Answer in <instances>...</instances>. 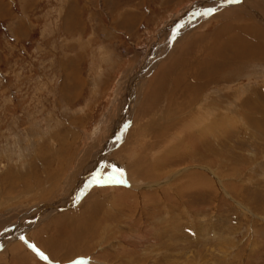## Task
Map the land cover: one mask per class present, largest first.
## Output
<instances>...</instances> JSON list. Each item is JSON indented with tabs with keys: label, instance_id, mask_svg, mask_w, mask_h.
Segmentation results:
<instances>
[{
	"label": "rangeland",
	"instance_id": "1",
	"mask_svg": "<svg viewBox=\"0 0 264 264\" xmlns=\"http://www.w3.org/2000/svg\"><path fill=\"white\" fill-rule=\"evenodd\" d=\"M211 7L217 11L204 18L200 13ZM232 23H246L252 41L264 48V0H0V264H264V101L255 94L264 88L263 61L229 65L214 73L212 83L205 79L199 92L202 101L218 103L215 121L234 117L232 136L223 138L227 145L218 144L217 150L221 138H214L217 156L209 159L217 165H208L215 166L218 181L202 169L207 163L200 164V172L189 170L188 160L175 163V154L170 164L160 165L157 159L167 160L164 155L180 139L151 158L155 148L149 145L163 133L148 138L139 130L134 141H146L135 151L132 147V154H145L146 165H153L149 173L161 179L147 182L124 170L127 184L117 185L133 195L117 198L120 189L99 195L95 189L102 185L93 183L75 206L37 215L40 208L66 204L80 173L94 157L104 156L100 152L115 133L122 143L130 129L150 120L147 114L158 121L159 97L169 93L175 104V96L183 94L182 102L192 104L189 88L200 86L194 78H204L195 68L211 55L218 32ZM183 74L186 95L185 85L175 82ZM220 77L227 84L218 83ZM134 82L137 95L130 97ZM230 96L233 100L224 103ZM247 99L255 101L248 114L236 108ZM110 159L93 174L117 177L107 169ZM186 167L180 175L186 183L179 186L174 177ZM135 193L149 194L137 198ZM102 200L101 210L96 205ZM79 208L99 211L96 237L85 243L83 232L79 239L65 237L68 247L80 243L78 250H62L55 259L42 241L61 237L65 226L59 224L78 220L72 212Z\"/></svg>",
	"mask_w": 264,
	"mask_h": 264
},
{
	"label": "bare ground",
	"instance_id": "2",
	"mask_svg": "<svg viewBox=\"0 0 264 264\" xmlns=\"http://www.w3.org/2000/svg\"><path fill=\"white\" fill-rule=\"evenodd\" d=\"M238 1L240 3V2H243L244 0H238ZM205 17L206 16H204V18ZM236 25L237 24H233L232 23V26H226V28L222 29V30H224L223 33L222 32H218L220 34V36H217V39H219V41H215V43L213 44L214 46L212 48H210L211 55H207L206 56V59L208 60V62H204V60H206V59H204V60L202 59L203 62L201 61L202 63L198 67L196 66L195 69H197L200 72H202V76H204V78H202L203 80L201 78H199V77L194 78V80H197L199 82L200 86L195 87V88L194 87H190L189 88V90H190L189 91V94H191L190 95L191 98H194V101H193L192 104H188L189 103L188 100L186 101L188 103H185V102L183 103L182 102V100H183L182 95L183 94H180L178 96L177 95L175 96V97H177L176 98L177 102L175 104L172 103V102H170L169 93L166 94V95H164V96H162V97L156 96V97H159V104H158L157 110L160 113L158 114V117L161 116V117H163V119L161 117H159L158 121L157 120H151L152 117H153V115L151 116L152 113L151 114L149 113L150 115L147 114L148 115V118L150 117V120H147L146 122H143V123L137 125L136 128H135V130H133L131 132H130V130H131L130 129L129 130V134L126 136L127 139H125V136H124L123 137V140L120 139L122 141V143L119 142L120 144L117 143L118 141H116V136H118V135H116V133H115V137L112 139L111 143L109 142L111 145L109 146V144L107 143L108 145H106L104 147V149L101 150V152H100L104 156L101 155L102 158H99V159H97V157L96 158L94 157V159L91 162V165L88 166L85 170H83L84 172H81L80 173L79 178L76 181L77 183H76V185L74 187L73 193H71L67 197V199H66V204L64 206H60V205H58V204L55 203V204H52L50 206H47L46 209L40 208L39 209L40 212L37 213V215L39 214V217H40V216H43L45 214L48 215L49 213H54L55 214V213H58L59 211H62L64 209L65 210L69 209L67 206H71V207H73V205L75 206V203L78 200L79 196H82V195L88 193L89 188L91 186H93V183H91V181L93 180V177L95 175H97V173L96 174H93V173L98 172V171H101L102 168H103V162L106 161V160H109L110 158H111L110 159V165H108V166L106 165V166L108 167L107 169L109 171L110 170L113 171L112 172L113 173L112 176L113 175L118 176V173L115 172L114 169H123V170H130L131 172L133 171L134 172L133 175L135 176V178H137V175H138V177L139 176L142 177L140 179L146 180L147 182L148 181H152V180L153 181H157V180L161 179V175L160 174L152 173V172L149 173V167L150 166L153 167V165H150V166L149 165H146L148 159H147V156L145 154H142V153L140 154L139 153V157L138 158L137 157H134L136 155V153H133L135 151V146L138 147V145L141 142H145L146 141V140L144 141V139L143 140H139V141H137V140L134 141V138H135V136H137V133H139L138 132L139 130H140V133H139L140 135L141 134L142 135L147 134L148 138H149V135L150 134H151L150 136H153V135L160 134V132L163 133L162 134L163 135V138H160L159 141H157L156 143L152 144L151 146L149 145V147H151V148L154 147L155 148L153 151H151L152 153L150 152L151 154H149L151 158L154 155L156 156V153H159V152L163 151L167 147L173 146L175 140H179L180 139L178 141V144L177 145L175 144L176 146L174 145L175 148H170L168 150L169 153H166L164 155V156H166V158H168L167 160L164 161V159H163V161H162V159H161V161H160L159 159H157L158 161H156V162L157 163H160V165L162 163L165 164V165L170 164L171 161L169 162V160H170L169 158L173 154H175V157L174 158H176L175 159V163L177 162L178 164H180L182 162V164H183V161L186 162V160H188V162H189V168H190L189 170H196V169H198V171L200 172V170H199L201 168L200 164L207 163V165H208V162L210 164H212V165H214V164L217 165L216 162H215L217 160H213L212 161V160L209 159V158H212L213 156H214L213 158H215V156H217V153H215V151H216V149H215V143H216V141L214 140V138L215 139L221 138V141H219L220 143L217 142V145L218 144L220 146L222 144H223L222 146H226L227 145V142H225L223 140V138H229L230 136H232V129H233V127H231L230 125H231V121H233L232 119L234 117H231L230 115H228V116L223 115L222 117H219L217 119V121H215L216 120V117H217V109H216V107H217V104L218 103H216L214 101L211 102L210 100L202 101V98H200V93L199 92H201V89H205V87H206V84L205 83L206 82H207V84L212 83V81H213L212 77L215 78L214 73L217 74L218 72H222V71L227 70L228 67H230L229 65L237 64V65H240V67H241V65H243V64H255L258 61H263L264 62V48L263 47L261 48V46L259 45V42H257V41L256 42H253L252 41V38L254 36L252 38L250 37L251 34H252L251 33L252 31H250L248 29V26H246V23H244V26L242 24L241 27H237ZM232 28L234 30V33L230 32ZM235 31H237L238 34ZM222 40H224V41H222ZM185 75L186 74H183L181 76V80H180V76H178V79L179 80L178 81H175L176 84H178V85H180V84L181 85H185L186 82L183 81L184 80L183 77H185ZM209 78H211V79L208 80ZM142 79H143V77L141 78V81H142ZM205 79L207 80L206 82H204ZM181 81H183V83H181ZM216 81H218V80H216ZM221 82L226 83L227 80H225L224 78H221L220 77L218 83H221ZM170 83L172 84V82H170ZM173 83H174V81H173ZM136 85H137V83H135V82L133 84H131V86L133 87V89H130V91L131 90L132 91H131L130 95H128V96L131 97L133 95L134 96L137 95V91H136V88H135ZM186 86L187 85H185V93H184L185 95L188 92L186 90L187 89ZM209 86H211V85H209ZM256 93L258 95V99H262V101H264V88L255 90V94ZM253 97H254V95H253ZM248 99L245 100L243 102V104L241 103L242 105L240 104V102H239V104H237V107L236 108L239 107L238 108V111L241 112L243 110L244 113H247L248 114L249 109L252 108V105L255 102V101L251 102ZM174 100H175V98H174ZM232 100H233V97L230 96L229 98L225 99L224 103H226V102L228 103L229 101H232ZM127 101H131V98L128 99ZM132 103L133 102H131V105L130 106L125 107V109H124V114H125L124 116L125 117L124 118L122 117V119L120 120V124H123V125L120 126V130H122V128L124 127V124L129 120V118H127V117L129 115L130 110H133ZM169 105L171 106L170 108H169ZM185 105H187V106H185ZM184 106L187 109H185ZM227 108H229V106H227ZM238 114H240V113H238ZM144 115H146V114H144ZM262 117L264 118V116H262ZM167 118H169L170 120L172 119L173 121L172 120L171 121H168V120H166ZM241 118L243 119V117H241ZM153 123H155V124H153ZM120 124H118V125H120ZM119 131H118L117 134H119ZM164 133H165V135H164ZM125 135H126V133H125ZM140 135L137 136V137H140ZM181 138H182V140H181ZM210 138H212L211 141L214 144L208 142L210 140ZM204 141H205V143H204ZM147 143H143V145H141V146L143 147ZM219 145L217 146V150L219 148ZM209 146L213 147V149H215V150H209ZM132 147H133V150L134 151L132 150ZM204 147H207L206 149L209 150V153H210L209 155L208 154H204V153H206V152H204L206 150V149H204ZM187 148H192V150L190 152H188L187 151ZM145 149H147V147ZM132 153L134 154V156H133ZM137 156H138V154H137ZM155 156H154V158H155ZM157 156H159V155H157ZM172 158H173V156H172ZM192 162L194 164H192ZM87 163H88V161H87ZM83 164H85V163H83ZM80 165H82V164H80ZM160 165L158 164L156 167H159ZM212 165H211V167L209 165L207 167H205V168L202 167V169H204L209 174V178L210 177H213V178H216V180L218 181L219 179H218V177L214 173L215 172L214 171L215 166H212ZM186 171H188L187 167L185 169L181 170V172L177 173L175 175V177H174V178H178L179 177L178 179H176L177 181H180V183H177L179 186H181V182H183L182 183L183 185H184V183H186L185 179H183L182 177H180V175L182 173H185ZM60 172L62 173L64 171L61 170ZM199 172L195 171V173H193V177H191L193 181H194V179L196 180V178L199 175ZM56 173H58V172H56ZM162 176H164V175H162ZM51 177H52V174H51ZM88 177H89V179H88ZM216 180H215V182H216ZM213 182H214V180L212 181V183ZM117 184L118 183H116V184H114V183H111V184H103V185H106V187L104 186L105 188L102 185V187L97 188L95 190H96L97 194L100 195V194H104L105 192H109V191H112V190H114V191L116 190V192H117V190L120 189V191L117 192V198H118V196L133 195L134 194L132 191H126L124 188L122 190V188L121 187H118ZM208 184H210V183H208ZM177 188H181V187H177ZM205 190H207V189H205ZM160 193L163 194L162 191ZM148 194L149 193H145V195L142 194V196L143 195L146 196ZM183 194H184V192H183ZM140 195L141 194H136V197L137 198L142 197ZM131 198H132V196H131ZM94 200H95V198H94ZM177 201H178V199H177ZM134 202H136V201H134ZM140 202L143 203L144 200H142V201L140 200ZM102 205L104 206L103 200H102V202H100V204L97 203L96 207L99 206L98 209L101 208V210H102ZM80 208H79V210L77 209V211L74 210L72 212L73 216H78L77 217L78 220L76 218H74L75 221H71L69 223L59 224L60 227H63V226L66 227V228L64 227V230H61L59 232V236H61V237H58L57 239H54V240L51 239V240H47V241L46 240L45 241H42V246H44L45 247V250L48 251L55 259H58L59 256H60L59 255L58 257H56L55 254H57V252H61L62 250H68V248H69L70 250H68V252H66L67 254H70L71 252L73 253V251L78 250L77 249V246L80 243L74 242V243H71L72 245L68 247V246H66L68 243L65 244V242H64V240H66L65 237L66 238L67 237L68 238L71 237V238H78L79 239L80 235H78V234H80L81 232L84 233V236H82V239L83 238L84 239L81 242H84V240L86 241L88 239L90 240L91 238H95L96 237L95 236V231H96V224H97V221L98 220L97 221L95 220L96 219L95 218V215L99 211L93 209L91 211V214H88L86 211L81 210L83 208H81V209ZM72 214H70L68 216H70L72 218ZM79 216L82 219H80ZM83 216H86L85 217V220H83L84 219ZM98 218L100 219V217H98ZM64 222H66V221H64ZM24 227L25 226H23V228ZM66 229H68V230H66ZM18 230L19 229H17V231ZM3 238H4V236L1 235L0 236V243L4 240ZM68 245H70V244H68ZM22 257H23V255H22ZM65 257H67V256H65Z\"/></svg>",
	"mask_w": 264,
	"mask_h": 264
},
{
	"label": "snow or ice",
	"instance_id": "3",
	"mask_svg": "<svg viewBox=\"0 0 264 264\" xmlns=\"http://www.w3.org/2000/svg\"><path fill=\"white\" fill-rule=\"evenodd\" d=\"M226 3H237L238 0H225ZM217 11V8H207L205 9L201 15L208 16L211 14H214ZM182 26V25H181ZM115 172L118 173L117 177H108V178H102V174H97L93 177V180L91 183L97 184V185H103V184H111V183H118V184H127V179L125 178L124 170L123 169H114ZM21 239H24L21 237ZM25 243H28L25 241ZM28 246L43 260L48 261L49 257L45 255L40 249H38L34 244H28ZM72 264H86L85 261L82 260H74Z\"/></svg>",
	"mask_w": 264,
	"mask_h": 264
}]
</instances>
